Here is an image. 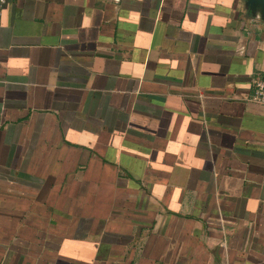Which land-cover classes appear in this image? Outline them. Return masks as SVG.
I'll list each match as a JSON object with an SVG mask.
<instances>
[{
  "label": "crops",
  "instance_id": "1",
  "mask_svg": "<svg viewBox=\"0 0 264 264\" xmlns=\"http://www.w3.org/2000/svg\"><path fill=\"white\" fill-rule=\"evenodd\" d=\"M258 72L247 0H6L0 264H264Z\"/></svg>",
  "mask_w": 264,
  "mask_h": 264
},
{
  "label": "built area",
  "instance_id": "2",
  "mask_svg": "<svg viewBox=\"0 0 264 264\" xmlns=\"http://www.w3.org/2000/svg\"><path fill=\"white\" fill-rule=\"evenodd\" d=\"M6 0H0V23L3 15L4 3ZM252 98L264 103V73L258 72L252 78Z\"/></svg>",
  "mask_w": 264,
  "mask_h": 264
},
{
  "label": "water",
  "instance_id": "3",
  "mask_svg": "<svg viewBox=\"0 0 264 264\" xmlns=\"http://www.w3.org/2000/svg\"><path fill=\"white\" fill-rule=\"evenodd\" d=\"M247 3L253 9L254 12L261 10L264 15V0H247Z\"/></svg>",
  "mask_w": 264,
  "mask_h": 264
}]
</instances>
